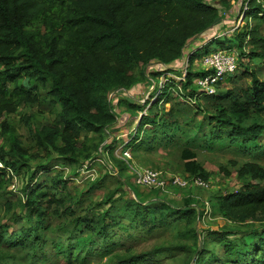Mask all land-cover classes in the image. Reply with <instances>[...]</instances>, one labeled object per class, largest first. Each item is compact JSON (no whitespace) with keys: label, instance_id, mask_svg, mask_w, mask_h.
<instances>
[{"label":"trees","instance_id":"obj_1","mask_svg":"<svg viewBox=\"0 0 264 264\" xmlns=\"http://www.w3.org/2000/svg\"><path fill=\"white\" fill-rule=\"evenodd\" d=\"M235 4H241L244 14V26L233 38L240 51L236 61L245 57L248 64L239 60V68L216 85L213 95L198 90L197 79L207 72L204 68L194 73L187 70L179 81L164 77L156 100L148 102L137 132L124 146L151 152L161 145H186L181 155L184 171L207 181L209 175L187 147L190 139H197V133L207 147L227 140L228 148L244 155L260 149L256 142L264 133V0H0V119L18 107L47 101L54 119L35 130L39 154L50 149L63 164L78 166L96 159L101 148L123 171L125 164L114 157V146L108 143L107 128L116 124L108 95L147 81V70L154 64L158 70L164 69L151 71V81L154 75L174 73L170 67L183 57L186 48L221 26V12ZM208 44L203 46L204 54ZM226 49L234 50L232 46ZM39 86L45 95L39 93ZM125 101L130 116L144 110L140 104ZM0 125L4 127V123ZM83 132L93 134L97 141L89 142L93 153L90 146L81 147L86 152L82 162L66 152L82 153L75 138ZM30 156L16 136L9 139L7 150L0 147L5 168L26 182L21 197L13 201L2 190L6 169L0 170V206H12L14 222L23 224V235L31 236L41 248L49 243L51 252L63 256L68 264H88L95 256L103 259L110 255L107 264H159L161 257L174 251H184V260H193V264H264V169L258 164H241L237 169L241 186L209 202L233 227L247 225L249 231L234 238L226 227L205 231L201 239L197 221L203 211L192 208L189 198L182 207L151 198L119 210L111 197L97 204H108L102 212L76 217L71 230L59 226L57 236L50 237L47 220L73 213L81 206L83 195L70 185V178L58 174L40 181L46 176L44 168L31 167ZM42 159L43 155L37 160ZM160 228L175 229L180 239L184 234L186 240L140 254L130 249L114 253L122 247L121 238L137 241L136 234H152ZM8 229L9 225L0 223V252ZM65 233L77 234L75 242H63L60 236ZM209 243L213 250L207 248ZM1 256L9 257L4 251Z\"/></svg>","mask_w":264,"mask_h":264},{"label":"rangeland","instance_id":"obj_2","mask_svg":"<svg viewBox=\"0 0 264 264\" xmlns=\"http://www.w3.org/2000/svg\"><path fill=\"white\" fill-rule=\"evenodd\" d=\"M245 9L244 6L243 10ZM221 15L224 18L222 25L207 33L210 40H207L206 37L195 39V45L188 46L190 49L186 48L183 57H181L177 63L171 65L170 68L175 71L174 73H167V77L179 81L184 78L187 70L193 73L203 70L202 58L206 54L218 49H225L228 46L234 48L232 53L235 58L239 56L240 51L236 47L237 42L233 40V38L244 26L242 21L244 14L242 13L241 4L233 5L229 11L221 12ZM217 39L222 41L218 42L216 41ZM211 40L214 41L211 43ZM209 41L210 43L208 44ZM206 44H208L207 53L204 54L205 48H203V46ZM193 52L194 54L191 57L192 63L189 64L188 58ZM239 60H241L244 65L248 64L247 58H238L237 68H239ZM248 66L253 68L252 65ZM149 68L150 69H148L146 73V76H148L147 81L140 82L132 86L129 90L116 89L108 95L109 103L112 105V112L116 116V124L107 128L109 132L108 143L114 146V157L125 164L126 168L123 169V171H120L119 168H117L118 166L116 167L113 165L108 157L110 153H107L106 150L101 148L98 151L100 155H98L96 159L90 163L84 161L86 152L83 153L81 147L90 146L91 143L89 142L97 141L92 138L93 134L87 132H83L75 138V141L79 143L76 145V148L80 149L82 153L66 152L67 156L75 157L78 161H84L82 163L83 165L76 166L73 164L68 166V164H63L65 162L60 160L58 155L51 152L50 149H45L48 151L39 154L35 143V130L44 123L54 119V115L50 111V105L47 101L41 100L40 103L33 102L26 106L18 107L17 110L1 117L0 123H4V127L0 125V147L7 150L9 147V139H11V136H16L21 146L26 148L29 155H32L29 157V165L31 167H39L40 169L44 168L42 173H45L44 175L46 176L42 175L39 179L40 181L55 177L58 174L63 178H70V185L76 186L78 194L80 196L83 195L81 206L74 209L73 213L58 217L54 216L47 220L46 234L50 235V237L57 236L55 230H57L59 226L71 230L73 228L72 221L76 217L85 218L89 217V214H97L105 210L108 204L103 206L97 204L103 203L107 197H111V200H115V205L119 210H123L127 204L140 201L146 202L151 198L163 199L172 206L182 207L184 205L183 201L186 200L185 198H189V205L192 208L197 212L203 211L202 216L199 221H197V229L201 239L205 236V231L222 230L226 227H230L231 231H233L230 238H234L236 235H240V233L243 234L249 231L247 225L233 227L230 222L224 220L220 214L213 210L209 202L212 198L236 191L241 186V179L237 175V169L244 162L258 164L264 169V151L261 149L264 148V133L256 142V146H259L260 149L255 153L246 155L236 151L234 147L228 148L229 144L227 140L211 143V147H207L200 139L201 136L199 133H197L198 137L195 141L193 138L190 139L187 147L195 154L196 160L202 167L204 173L209 175L207 181H209L210 187L206 190L188 187L185 189L169 188L161 192L157 189H146L145 187L135 185L133 172L130 169L131 166H135L138 169H148L159 172L164 180H168L172 176L191 178V175L184 171L183 160L181 159L183 147L186 145L169 147L161 145L151 152L134 150L132 147L124 149V146L130 142L131 137L137 132L136 128L139 117L141 114H145L149 106L148 102L156 100L158 90L165 81V74H160V76L154 75L155 78L151 81V77L153 76L150 72L157 71L158 66L154 64V66L152 65ZM162 69L160 68L158 71ZM168 74L173 77L168 76ZM261 78L264 80V72ZM224 81L225 79L223 82ZM38 89H40V94L45 95L44 90L40 86ZM198 90L200 91L201 89L199 88ZM128 99L135 104L144 106V110L138 112L134 116H130V109H128L125 104V100ZM166 107H168V105H166ZM201 120L203 119L201 118ZM2 128H5V130L10 129V132L6 131L4 133ZM142 131L143 130L139 132L140 135ZM196 132L197 128L194 129V134ZM85 136L87 137L86 141ZM58 146L61 149L64 147L63 145ZM91 146L88 150L93 153L95 151L91 149ZM42 155L43 159L37 160ZM21 172L25 173V168H22ZM6 173L4 178L6 181L3 184L2 190L8 192L9 197L15 201V198L21 197V189L26 182L24 181V183L22 179L9 168L6 169ZM1 193L4 192L1 191ZM13 216H15V209L12 208V206H0V223L9 225L7 235L4 237L5 247L3 249L5 254L9 255V257L4 259V257L1 256L3 251L0 252V264H68L63 256L51 252L49 243L43 245L41 248V244L31 236L27 237V235H23L22 230H20L23 224L15 223ZM24 226L28 227L29 225L25 223ZM136 236L139 237L137 241L128 240L125 239V237L121 238L120 243H122V247L114 249V253L117 252L120 254L130 249L132 252L140 254L162 246L170 248L175 246V242L186 240L184 234H182L183 239H180L175 229L163 228L157 229L152 234L138 233ZM76 237L77 234L68 235L65 233L60 236V239L63 242L74 243ZM26 239L27 241H25ZM190 248V251H192L194 246L191 245ZM207 248L213 250V243H209ZM42 252L45 253L44 256H42ZM111 256L112 255L103 259L95 256L91 258L88 264H107ZM159 264H193V260H187L186 258L184 260V251H174L165 257H161Z\"/></svg>","mask_w":264,"mask_h":264},{"label":"built area","instance_id":"obj_3","mask_svg":"<svg viewBox=\"0 0 264 264\" xmlns=\"http://www.w3.org/2000/svg\"><path fill=\"white\" fill-rule=\"evenodd\" d=\"M202 66L207 72L203 77L197 79V85L205 94L213 95L216 91V85L223 82L229 74L236 71L237 61L232 51L225 48L206 54L202 58ZM166 75L167 73H165ZM168 76L171 75L168 74ZM3 169L7 168H5L3 161L0 160V170ZM130 169L133 172L135 185L145 187L146 189H157L164 192L169 188L185 189L188 187H196L206 190L210 187L209 181H204L199 177L182 178L172 176L168 180H164L159 172L138 169L135 166H131Z\"/></svg>","mask_w":264,"mask_h":264},{"label":"crops","instance_id":"obj_4","mask_svg":"<svg viewBox=\"0 0 264 264\" xmlns=\"http://www.w3.org/2000/svg\"><path fill=\"white\" fill-rule=\"evenodd\" d=\"M218 27H219V26H218ZM202 37H206V38H208L207 34L202 35ZM188 49H190V48H188Z\"/></svg>","mask_w":264,"mask_h":264}]
</instances>
